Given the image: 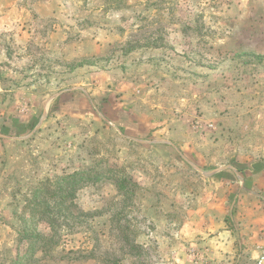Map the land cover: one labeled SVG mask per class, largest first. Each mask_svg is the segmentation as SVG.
Masks as SVG:
<instances>
[{
    "label": "rangeland",
    "instance_id": "rangeland-1",
    "mask_svg": "<svg viewBox=\"0 0 264 264\" xmlns=\"http://www.w3.org/2000/svg\"><path fill=\"white\" fill-rule=\"evenodd\" d=\"M254 227L264 0H0V264H264Z\"/></svg>",
    "mask_w": 264,
    "mask_h": 264
},
{
    "label": "trees",
    "instance_id": "trees-1",
    "mask_svg": "<svg viewBox=\"0 0 264 264\" xmlns=\"http://www.w3.org/2000/svg\"><path fill=\"white\" fill-rule=\"evenodd\" d=\"M75 175H78V173H76ZM80 175V174H79ZM71 176H74V175H71ZM68 178H71V177H68ZM81 179V178H80ZM59 193H61V195L63 196L62 197V202L64 201V198H66V196H64L63 194H64V190H62V188L61 189H59V191H58ZM68 195V194H67Z\"/></svg>",
    "mask_w": 264,
    "mask_h": 264
},
{
    "label": "crops",
    "instance_id": "crops-1",
    "mask_svg": "<svg viewBox=\"0 0 264 264\" xmlns=\"http://www.w3.org/2000/svg\"><path fill=\"white\" fill-rule=\"evenodd\" d=\"M264 228H257L254 227V229H252V231L254 232V234L256 235L257 233L261 232Z\"/></svg>",
    "mask_w": 264,
    "mask_h": 264
}]
</instances>
